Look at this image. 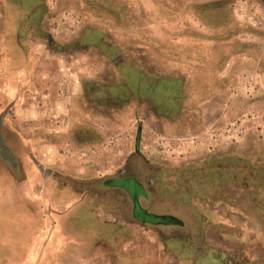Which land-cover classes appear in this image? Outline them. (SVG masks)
Wrapping results in <instances>:
<instances>
[{
    "label": "rangeland",
    "instance_id": "374dc122",
    "mask_svg": "<svg viewBox=\"0 0 264 264\" xmlns=\"http://www.w3.org/2000/svg\"><path fill=\"white\" fill-rule=\"evenodd\" d=\"M54 1L59 3V8L52 6L56 18L48 17L41 28L43 40L28 49L43 54L41 59L13 56L8 44L0 43L1 166L18 171L4 130L9 118L25 110L32 117L28 133L42 131L45 123L61 125L58 131L65 135L78 124L95 125V135H72L77 134L80 144L90 138L88 145L109 148L96 149L97 177L129 174L126 160L134 151L137 126H142L138 177L153 197L143 194L141 204L182 222L149 220V226L163 232L159 237L165 254L178 256L180 264H224L203 255L207 247L228 256L230 264H264V0ZM50 36L61 40L59 46L48 42ZM126 66L158 77L159 94L129 86ZM25 67L58 68L61 73L55 79L46 75L43 88L34 85L33 91L24 79V85L9 88V73ZM143 76L139 81L154 82ZM79 78L124 82L128 95L100 99L85 94L81 99L72 85L73 104L81 101L72 125L67 114L71 104L54 107L47 99L65 96L61 83ZM14 98L23 105L13 106ZM57 114L66 118L62 124ZM221 156L229 168L223 188L218 185ZM8 199L0 200V209H6ZM21 223L0 218V230Z\"/></svg>",
    "mask_w": 264,
    "mask_h": 264
},
{
    "label": "crops",
    "instance_id": "0c3cea01",
    "mask_svg": "<svg viewBox=\"0 0 264 264\" xmlns=\"http://www.w3.org/2000/svg\"><path fill=\"white\" fill-rule=\"evenodd\" d=\"M44 1L0 0V10L28 11L39 9L42 4H56ZM36 22L38 25L39 21ZM9 27L12 31V23ZM12 40L21 45L17 34ZM19 54L25 56L24 50ZM20 69L9 73L12 75L7 80L9 88L17 89L24 85L23 79H30L29 89L33 91L32 76L41 73L28 67ZM68 72L74 75L71 70ZM60 73L58 68H49L45 74H55L57 78ZM61 84L67 91L65 96L52 97L50 105L70 107L71 104L67 114L72 122L78 105L73 104L74 96L70 92L72 85L77 87L78 83ZM20 101L14 98L10 102L18 107L23 105ZM22 101L28 103L26 98ZM26 112L15 119L9 118L4 130L5 138L14 148L18 171L14 173L0 164L3 173L0 200L4 196L11 200L6 209H0V218L12 222L21 219L24 224L15 229L10 225L6 228L10 231L0 230V264H180L178 256L165 254V244L163 246L159 237L163 232L159 228L139 225L124 210V214L122 211L112 213L113 205L117 204L115 196L96 194L95 180L89 178L95 173V165L89 162L91 149H53L60 146L58 143L63 138L59 136L56 140L48 137L45 143L38 142L34 135H28L26 125L32 117ZM57 115L60 121L64 119L61 114ZM30 126L33 127V122ZM82 153L89 155L87 160L79 157ZM83 171L86 178L80 177ZM145 234L151 236V240L145 239ZM203 255L215 260L207 247Z\"/></svg>",
    "mask_w": 264,
    "mask_h": 264
},
{
    "label": "flooded vegetation",
    "instance_id": "af4514ba",
    "mask_svg": "<svg viewBox=\"0 0 264 264\" xmlns=\"http://www.w3.org/2000/svg\"><path fill=\"white\" fill-rule=\"evenodd\" d=\"M1 1H5V0H1ZM45 1H44V3H45ZM50 1L52 3H56L55 6L57 5V8H59L58 7L59 6L58 1L57 2H55L54 0H50ZM42 5H44V6L39 7V9L34 8V9L28 10V11H19V10H13V9H10V10L1 9L0 10V34H1L0 35V38H1L0 43L1 42H4V44L7 43L9 45V47H7V50L9 53H12L13 56L21 57V55L19 53L24 50L25 57L27 55L32 56L33 58H39V59H41L43 57V54H36L33 52V50H30V52L28 51V49L30 47L32 48L33 44L38 43L41 40H43L44 36L41 37V28L42 29L45 28L46 22H48V20H47L48 17L56 18V14L54 13L52 15V13H51V11L54 9L53 8L54 5H52L53 7L48 5V4H42ZM36 20L39 21L38 25H37ZM20 22H21V25H20ZM11 23H12V31L9 27ZM16 24L18 26H20L18 29H16L17 28ZM48 26H47V28H48ZM16 34H17L18 38L22 40V42H20V44H21L20 46L17 45L16 42H14L12 40L13 37L16 39ZM94 36L95 35H93V37ZM67 40H71V39H67ZM60 41H61L60 39L58 41V39L55 40L54 37H51V36L48 37V42H50L52 45L55 44V46H59L58 43ZM13 47H14V49L11 50L10 48H13ZM58 51H60V50H58ZM16 61L19 62V58ZM124 68L129 71V74L126 76V81L129 84V86H132L133 88L143 86V87H145V89H148L152 93L156 92L157 94H159L157 91H160L161 84L158 81V79H159L158 77L156 78L153 75H149L147 73L137 71V69L130 67V66H126ZM35 70L38 72L37 68H35ZM13 71H16V69ZM39 72L41 74L37 73L35 76L34 75L32 76V77H34L33 80H35V77L38 76L33 83V87H35L34 85H38L40 88H43V85H44L43 83H44L45 78H46V74H45L46 68H45V71L41 70ZM72 73H74V72H72ZM143 74L146 75L147 77L151 78L154 82H152V83L147 82L146 83L143 81H139L140 76H143ZM58 75H60V74H58ZM51 76L54 77L55 74H53ZM28 78H31V76ZM55 78L56 77H54V79ZM57 78H58V76H57ZM39 79H41V81H39ZM29 81H30V79L28 80V83H29ZM76 83H78L77 88H78V92H79L78 94L80 95L79 98L85 94H87L89 96L91 95L93 97H98L100 99L109 98V97L110 98L115 97V98L121 99L122 97H125L128 95L127 84H125L124 82L111 83V82L104 81L103 83H101V82H96L95 80H92L91 78L86 80V81L85 80L80 81V78H79V80H77ZM53 97H55V96H53ZM51 98H52V96L49 99H47L48 102H50ZM81 99H82V97H81ZM80 103H81V101H79V103H77V105L80 106ZM152 103H154V102H152ZM65 107H67V106H65ZM94 115H95V107H94ZM65 119L66 118H64V119H62V121H60L59 117H57V121L60 122L61 124L65 121ZM70 123L73 125V121ZM51 126L54 130L50 129ZM60 126L61 125H55V126L49 125V124L46 125V123H45V125H43L42 131H39V132L35 131L34 133H28V135H34V137H36L38 142H44V143L47 141L48 137H49L48 139H53V140H56L58 136H59V139L63 138L58 143L60 146L53 147V149H91V154H89L90 155L89 156V158H90L89 162L91 165H95V163H96V161H95L96 149H109L106 146H98L96 144L88 145L92 142V140L90 138H88L89 140H86L84 142L82 141V144H80V141L77 140V134H75L76 138L74 137V135H72L74 131L75 132L81 131L83 133L86 132L90 136H91L90 133L95 135V133H99V131L96 129L95 125H91L90 123H86L84 126H80L78 124L74 127L75 128L74 131H73V129H68L67 135L58 131V128ZM55 127H57V128H55ZM142 132H143V127L142 126L139 127V125H138L137 126V132H136V141H135V145H134V151H132L130 157H128V159L126 160L125 171H126V173H128V171H129V174H125V176H122V177L116 176V175L97 177V175H96L97 169L95 166L94 167L95 173H94V175L93 174L89 175V178H94V180H95V188H96V192H97L96 194L106 195L108 193L112 196H115L114 199H116L117 204L113 205V207H112L113 211L111 209L112 213L114 211H118L117 213H121V211L123 212V210H124L125 212H127V215H129L134 220H136L138 222L147 223L145 225L147 227H151V226H149L150 224H148V222L152 218H159V219H162L165 221H170V222L175 223V224H182L181 220L175 216H172V215L164 216V215L155 214V213L150 212L149 210L145 209L143 207V205L141 204V197L143 194H145L147 196V198H149V199H152V197H153V194L150 192L145 181H143L141 178H139L140 174L138 173L140 170L139 168H141L138 160L143 158L142 154L140 153V150L142 149L141 148ZM39 138L41 139V141L38 140ZM217 140H218V138H217ZM65 142H67V144L63 145V143H65ZM31 149H35V148L32 147ZM50 149H52V148H50ZM250 149H258V147L257 148H251L250 147ZM220 159L221 160L218 161V168H217L218 173L221 172V174L219 176V180H218V185L221 186L220 188H223L224 187V176H225V173H227V171H229V168H227L224 165L225 160H224L223 156H221ZM15 165H16L15 169L18 168V166H17L18 164L16 163ZM103 165L106 166V162H103ZM80 177L86 178L87 174L83 171L82 174L80 175ZM204 188H206V186ZM121 198L124 199V201ZM123 214H124V212H123ZM154 215H156V216H154ZM210 252L213 253L215 259H219L220 262L223 260L222 261L223 263L230 264V263H228V261H230L231 259H229L228 256H225V258L223 256L220 257L219 255H221V253L215 254L214 252H212V249L210 250ZM235 260H236V258H235ZM246 261H250V260H245V261L242 260V261H240V264H242ZM250 262H252V261H250ZM252 263H254V262H252ZM234 264H239V261H236V263H234ZM254 264H256V263H254Z\"/></svg>",
    "mask_w": 264,
    "mask_h": 264
},
{
    "label": "water",
    "instance_id": "95a60500",
    "mask_svg": "<svg viewBox=\"0 0 264 264\" xmlns=\"http://www.w3.org/2000/svg\"><path fill=\"white\" fill-rule=\"evenodd\" d=\"M151 216V215H150ZM154 216H156V215H154Z\"/></svg>",
    "mask_w": 264,
    "mask_h": 264
}]
</instances>
